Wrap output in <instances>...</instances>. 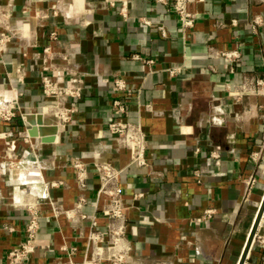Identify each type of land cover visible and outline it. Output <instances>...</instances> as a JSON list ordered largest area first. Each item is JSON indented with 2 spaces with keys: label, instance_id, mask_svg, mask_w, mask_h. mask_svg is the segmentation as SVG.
<instances>
[{
  "label": "crops",
  "instance_id": "0c3cea01",
  "mask_svg": "<svg viewBox=\"0 0 264 264\" xmlns=\"http://www.w3.org/2000/svg\"><path fill=\"white\" fill-rule=\"evenodd\" d=\"M166 1L127 0L124 13L123 0H13L10 28L15 37L3 54L11 76H0L1 96L17 98L25 112H42L46 100L32 57L52 30L83 78L84 89L72 122L59 130L54 142L33 136L15 139L16 150L28 149L29 155L15 170L11 185L0 179V253L25 238L28 211L16 202L27 191L49 193L68 207L74 204V157L89 164L90 201L84 209L89 215L98 187L93 161L127 166L129 154L117 150L107 126L116 95L112 80L119 75L131 88L119 96L129 102V118L142 123L151 162L161 172L149 176L145 168L129 166L122 175L136 264H238L264 196V155L258 161L250 158L252 150L264 147V95L238 99L235 90L246 77H264V0H202L196 26L186 38L170 8L172 0ZM255 16H260L258 24ZM220 21L225 25H218ZM159 25L166 26L168 36H161ZM210 45L239 46L242 56L234 71L225 59L209 54ZM135 53L154 62L133 58ZM19 63L26 68L24 82L13 77ZM172 66H181L178 75L165 70ZM140 102L151 103V109ZM45 122L54 123L49 117ZM29 127L20 115L14 125L0 121V131ZM4 146L0 140V158ZM213 150L218 157H211ZM194 168L202 169L201 181ZM245 170L258 176L249 200L242 198L239 181ZM59 179L64 184L46 186ZM138 192L143 195L136 197ZM41 203L42 244L34 259L67 263L63 247L76 246L73 260L81 262L90 219L56 220L47 200ZM209 206L218 209L212 219L192 220ZM257 234L264 237V215ZM244 264H264V242L252 245Z\"/></svg>",
  "mask_w": 264,
  "mask_h": 264
},
{
  "label": "built area",
  "instance_id": "2783aa9c",
  "mask_svg": "<svg viewBox=\"0 0 264 264\" xmlns=\"http://www.w3.org/2000/svg\"><path fill=\"white\" fill-rule=\"evenodd\" d=\"M167 2L166 0H157ZM202 0H172L171 10L176 14L184 38L195 28L198 20V4ZM13 0L2 2L0 0V76L11 72L6 70L4 61V51L14 42L15 33L10 28ZM127 0H123L122 11L126 12ZM56 12V6H53ZM260 16L254 17V23L260 22ZM236 23V20H233ZM218 25L224 26V22H218ZM158 31L161 36H168L169 32L166 26L159 25ZM209 54L214 58H223L227 61L231 71L235 70L242 53L238 45L231 48H221L215 45L208 47ZM27 57L28 53L24 52ZM133 58L141 59L151 65L154 60L143 58L140 54H132ZM264 56V55H263ZM38 75V83L45 98L42 113L45 117L53 119L58 125L59 130L65 129L72 122L74 114L78 109V102L82 98L84 89V80L72 66L69 54L63 49L61 39L57 31L52 30L48 33L47 42L32 57ZM181 66L168 67L165 70L170 76H176L181 71ZM19 82H24L26 77V68L23 63L17 64L13 75ZM113 92L116 93L111 99L112 117L107 122L110 133L117 142V150H126L129 154L127 166L120 167L107 160H94L93 167L98 179V187L94 196V212L87 214L85 206L90 201L88 194L89 184V164L81 157H74L71 167L74 171L75 180L78 188V195L74 204L70 207L65 206L63 202L53 198L49 193L40 195L35 191H27L25 196L16 206L28 211V219L25 226V238L17 245L12 246L5 254L0 253V264H45L41 260L34 259V253L37 247L42 244L39 238L41 228V218L44 216L41 202L47 200L51 217L56 220L66 217L74 222L76 219H90L87 225L88 232L86 238V251L84 259L81 262H75L73 255L76 253V246L63 249L66 250L69 262L60 264H136L134 259V245L130 238V218L128 215V200L124 195L122 175L129 166L145 168L146 173L150 175H161L156 171L151 162V155L148 151V138L139 121H133L129 118V102L119 96V92H131L127 81L119 75L113 78ZM245 94L264 95V77L252 76L246 77L244 81L237 86L235 90L236 98H242ZM146 109H151V103L140 102ZM37 112V111H32ZM25 111L20 106L18 99L6 100L0 94V121L14 125L15 118L20 115L23 120ZM26 122V120H25ZM18 136L25 140L29 139L28 128L16 131L13 128L0 131V140L5 141L2 156L0 158V179H4L7 185L12 184L15 170L21 165L24 159L29 155V150L25 149L22 153L15 148L14 141ZM264 147L251 151L250 158L258 161L264 155ZM197 153L201 148L195 149ZM211 157H218L217 150L210 153ZM193 175L198 181L202 180V169L194 168ZM239 181L242 185V198L249 200L258 183V176L254 170H245L239 175ZM64 184V181L51 180L46 183L48 188L58 187ZM143 192H138L136 197L142 196ZM218 209L215 206H209L200 214L193 216L195 222H204L212 219ZM185 238V235H183ZM264 242V237L256 233L255 242ZM252 244V245H253Z\"/></svg>",
  "mask_w": 264,
  "mask_h": 264
},
{
  "label": "water",
  "instance_id": "95a60500",
  "mask_svg": "<svg viewBox=\"0 0 264 264\" xmlns=\"http://www.w3.org/2000/svg\"><path fill=\"white\" fill-rule=\"evenodd\" d=\"M26 122L30 125L28 132L30 136L40 137L43 142L52 143L56 140L59 132V127L55 123L45 122V118L42 112H25L24 113ZM264 215V196L261 200L257 215L255 217L253 226L251 228L250 234L246 241L245 247L243 249L241 258L238 264H244L246 258L252 247L255 235L257 233L258 227L261 223L262 217Z\"/></svg>",
  "mask_w": 264,
  "mask_h": 264
}]
</instances>
